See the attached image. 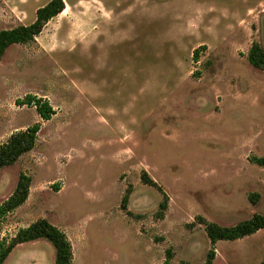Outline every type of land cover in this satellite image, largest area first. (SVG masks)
<instances>
[{
  "label": "rangeland",
  "instance_id": "rangeland-1",
  "mask_svg": "<svg viewBox=\"0 0 264 264\" xmlns=\"http://www.w3.org/2000/svg\"><path fill=\"white\" fill-rule=\"evenodd\" d=\"M34 1L0 0V30L31 24ZM64 1L36 42L0 62V143L41 124L35 149L0 173V204L21 173L32 178L0 240L45 218L69 238L72 264H163L168 250L170 264L204 263L198 218L264 216V168L251 163L264 156V72L247 60L264 47V0ZM29 94L50 103L51 120L16 104ZM215 250L213 264H260L264 230ZM54 260L38 240L4 264Z\"/></svg>",
  "mask_w": 264,
  "mask_h": 264
},
{
  "label": "trees",
  "instance_id": "trees-1",
  "mask_svg": "<svg viewBox=\"0 0 264 264\" xmlns=\"http://www.w3.org/2000/svg\"><path fill=\"white\" fill-rule=\"evenodd\" d=\"M64 0H51L48 4L41 7L36 12V20L30 25H19L11 29L0 30V62L6 51L13 45H27L36 42L43 29L49 21L59 16L65 10ZM198 50L195 57L198 58ZM248 62L256 69L264 72V47L258 42H254L247 55ZM19 106L35 107L41 120L49 121L56 114L50 103L32 94L27 95L23 100H16ZM41 124L35 123L24 130L13 133L7 141L0 143V173L6 168L15 165L25 154L33 151L37 145L38 134ZM251 163L264 168V156L251 158ZM142 181L146 185L154 187L163 193L161 186L153 181L147 173L142 175ZM32 178L25 173L19 175L13 193L0 204V219L5 218L18 208L22 207L28 200ZM56 189H58L56 187ZM163 201L159 204V212L156 216L164 219L168 210V198L164 195ZM129 192L124 197L122 209L127 210ZM258 195H251L250 201L256 205ZM199 223L205 226V232L211 242V249L202 264H213L216 258L215 246L219 241H236L247 236L253 235L259 230H264V216L255 214L251 219L239 222L230 227L219 225L200 217ZM46 240L55 250V260L53 264H72L73 248L66 233L52 224L45 218L38 219L23 228L11 239L0 240V264H4L16 246ZM172 253L168 250L163 264H170ZM180 264H191L182 261ZM260 264H264V261Z\"/></svg>",
  "mask_w": 264,
  "mask_h": 264
},
{
  "label": "crops",
  "instance_id": "crops-1",
  "mask_svg": "<svg viewBox=\"0 0 264 264\" xmlns=\"http://www.w3.org/2000/svg\"><path fill=\"white\" fill-rule=\"evenodd\" d=\"M41 1H43V3L42 4H40L39 5V7L35 10V12H34V16H33V21H32V23L35 21V19H36V12H37V10L38 9H40L41 7H43V6H45L46 4H48L51 0H41ZM39 3H37L36 2V0L34 1V2H32L30 5H33V6H35V5H38ZM65 5H66V3H65ZM31 23V24H32ZM30 25V24H29ZM4 30V29H3ZM43 32V31H42ZM41 35V34H40Z\"/></svg>",
  "mask_w": 264,
  "mask_h": 264
}]
</instances>
